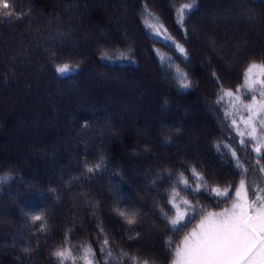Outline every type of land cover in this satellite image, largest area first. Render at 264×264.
Returning <instances> with one entry per match:
<instances>
[{"label":"trees","instance_id":"16d2710c","mask_svg":"<svg viewBox=\"0 0 264 264\" xmlns=\"http://www.w3.org/2000/svg\"><path fill=\"white\" fill-rule=\"evenodd\" d=\"M8 2L13 16L0 17V177L12 178L0 183V264H55L54 250L82 245L105 264L104 236L118 259L122 249L171 264L165 242L179 245L202 216L234 199L177 188L199 208L173 233L161 210L175 215L166 201L180 173L190 178L194 168L208 187L244 178L217 151L223 142L242 152L229 98L217 101L222 89L243 84L249 63L264 62V0H197L182 25L177 9L191 0ZM145 22H162L171 46L150 38ZM122 54L128 59L102 58ZM63 64L74 70L57 73ZM177 69L191 88L179 87ZM252 146L240 156L245 168L256 163ZM101 156L103 174L87 173L85 163ZM117 210L136 213L138 223ZM34 215L44 221L34 224ZM72 255L83 264L82 251Z\"/></svg>","mask_w":264,"mask_h":264},{"label":"snow or ice","instance_id":"6c2138e0","mask_svg":"<svg viewBox=\"0 0 264 264\" xmlns=\"http://www.w3.org/2000/svg\"><path fill=\"white\" fill-rule=\"evenodd\" d=\"M196 4L197 0H191L190 3L183 4L177 9L179 13L177 23L182 25L186 11H190ZM143 13L149 17H154V14L147 9L146 5ZM13 14V6L8 0H0V17L11 19ZM19 18L20 16L17 15V19ZM145 28L148 30L150 38L155 36L167 46H171L172 37L167 34V28L162 22L155 24L145 22ZM175 48L187 58V51L182 45L175 44ZM102 58L110 61L128 59L123 54L120 57L104 55ZM73 70L68 64L56 68L57 73L62 75ZM212 75L214 78L216 77L215 73ZM176 76L180 88H191V80L186 73H182L177 69ZM243 81V84L235 91L222 89L217 101L219 103L225 97H228L229 103L234 109L247 113V118L245 119L242 116L239 124L237 120H231V126L240 137L239 146L242 152L238 154L235 148L223 142H219L216 147L222 155L229 156L230 162H234L237 174L244 178H241L238 184L232 181L223 188L219 186L208 187L202 173L193 168L190 170V178L196 182V186L193 187L190 178L180 173L166 201L171 206L168 211H174L175 215L169 217L167 213L161 210V214L168 221L170 231L173 233L181 231L192 219H195V214L199 208L198 204H193L187 198H182L177 188L193 197L201 193L207 194L218 202L233 199L234 192V202L230 208H225L220 212H208L202 216L197 227L186 234L179 245H175L170 237L165 242V248L166 254L171 255V264H264V164L260 162L264 160V62L249 63L244 69ZM257 93L260 97L259 100L256 96ZM249 94L251 95V102L245 103L244 99ZM230 115L231 113H226V116ZM241 124L243 130L240 128ZM165 143H170V141L166 140ZM249 144H253L251 150L255 153L257 159L255 165L245 168L246 161H242L240 156L243 151L248 150ZM222 149L223 151H221ZM105 168L106 165L102 156L99 162L92 166L85 163L87 173L100 172L103 174L102 170ZM249 173H254L251 179L248 178ZM172 176L173 173L167 172V179H171ZM11 178V176L0 177V183ZM157 178H160L159 174ZM48 191L52 193L55 192V189H49ZM37 195L43 199L45 194L39 192ZM117 214L123 217L130 226L138 223L136 213L128 215L123 210H117ZM31 220L35 224L37 221L43 222L44 218L41 215H34L31 216ZM44 223L39 228L41 232L45 231ZM129 230L134 231L135 229L130 228ZM101 232H103V229H101ZM138 236L139 234H137ZM129 239H134V237H129ZM67 240L66 236V243ZM96 243H99V240ZM108 245L109 239L104 236L103 245L100 247V259L105 264H121V261H127V264H159L155 258L144 259L140 255L124 252L122 249L118 259ZM74 248L77 252L82 251L80 260L83 264H94L97 259L96 252L90 246L57 248L50 255L54 258L55 264H66V262L75 264L76 258L72 255Z\"/></svg>","mask_w":264,"mask_h":264},{"label":"rangeland","instance_id":"374dc122","mask_svg":"<svg viewBox=\"0 0 264 264\" xmlns=\"http://www.w3.org/2000/svg\"><path fill=\"white\" fill-rule=\"evenodd\" d=\"M258 94V93H257ZM259 95V94H258ZM257 95V96H258ZM260 99V98H259ZM258 99V100H259ZM251 102V101H250ZM231 116H232V120L233 119H235V120H237V122H238V124H239V122H240V119H241V117L243 116L245 119L247 118V113L246 112H244V111H237L236 109H232L231 110ZM240 128H241V130H243V125L241 124L240 125ZM253 144H254V142H253ZM253 147V146H252ZM234 202V199L227 205V206H225L224 208H222V209H220V210H217V211H212V212H220V211H222V210H224L225 208H230L231 207V205H232V203ZM134 204V201H133V203H131V205H133ZM200 222V221H199ZM199 222L189 231V232H191L194 228H196L197 227V225L199 224ZM188 232V233H189ZM187 233V234H188Z\"/></svg>","mask_w":264,"mask_h":264}]
</instances>
